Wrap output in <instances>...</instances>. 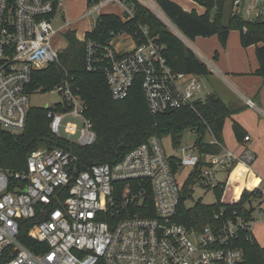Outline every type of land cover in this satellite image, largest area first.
Instances as JSON below:
<instances>
[{
  "label": "built area",
  "instance_id": "2783aa9c",
  "mask_svg": "<svg viewBox=\"0 0 264 264\" xmlns=\"http://www.w3.org/2000/svg\"><path fill=\"white\" fill-rule=\"evenodd\" d=\"M87 1L88 14L117 2L133 16L126 0ZM139 1L156 9L158 18L188 45L189 39L159 6L152 0ZM63 4L66 0H0V126L6 131L19 133L26 128L31 96L38 91H32L35 73L60 64L67 46L56 45L55 39L65 25L56 29L53 21ZM232 4L244 18L264 21V0H232ZM142 31L136 37L126 31L113 33L106 43L82 40L86 41L87 70L105 75L114 100L125 99L140 78L152 113L195 109L196 102L206 96L201 77L175 71L164 55V45L146 27ZM54 90L62 94L64 110L48 109L52 133L61 136L63 127L68 136L77 135L78 144H93V122L74 84L67 80ZM246 103L256 107L251 98ZM67 117L73 120L64 123ZM207 134L209 142L222 151L206 156L210 167L201 172L200 184L209 185L217 168L229 171L238 160L245 166L255 162L249 150L241 156L226 150L210 127ZM180 150V156L169 155L162 140L151 137L119 162L92 165L73 179L69 167L76 157L60 147L35 150L23 170L0 168V257L6 256L4 264H247L245 249L238 242L244 231L247 240L254 238L253 216L234 212L224 218L222 208L215 215V225L200 229L177 220L183 189L172 157L176 156L178 168H196L201 160L194 144ZM225 173L227 180L217 181L213 188L228 183L230 172ZM38 214L43 220L29 229L28 236L47 248L35 252L19 237L21 221Z\"/></svg>",
  "mask_w": 264,
  "mask_h": 264
},
{
  "label": "trees",
  "instance_id": "16d2710c",
  "mask_svg": "<svg viewBox=\"0 0 264 264\" xmlns=\"http://www.w3.org/2000/svg\"><path fill=\"white\" fill-rule=\"evenodd\" d=\"M97 2L100 0H96ZM166 16L190 40L197 37L218 36L222 46H226L230 32H240L241 43L244 47L257 46V57L260 67L255 74L264 78V21L248 20L234 10L230 3V13L226 17V6L229 0H194L205 7L206 11L199 14L193 10L188 12L173 0H155ZM126 4L133 10V16L126 12L125 17L116 14H102L92 31L86 34V40L106 43L113 33L126 31L132 35L143 34L142 27H146L150 36L164 45V55L167 62L175 71L196 74L200 77L209 75L208 65L178 37L158 16L139 0H126ZM246 29V30H245ZM67 38L69 45L60 55V67L51 64L48 68L37 71L34 75L32 91H52L64 81L74 84V87L84 104L85 114L93 122L96 140L93 144L82 146L75 141L52 133L48 109L63 111L62 102L48 109L32 107L28 115L26 128L19 133H12L0 126V168L5 171H20L26 168L27 158L35 150L44 147H60L71 152L76 160L69 167L72 179L81 171L97 164H115L136 146L148 141L151 137L163 139L170 137L172 145L178 148L184 133L192 130L197 139L194 143L201 155V160L189 175L188 183L200 180L201 172L210 167L206 161L208 154H219L222 147L204 139L208 128L224 145L223 131L228 118L244 109L243 106L233 108L215 93L207 94L196 102L195 109L183 107L163 113L154 114L149 109L146 96L141 88L140 78L132 87L130 94L123 100L112 98L105 75L101 71H89L85 65L86 41H80L71 31ZM261 43V45H259ZM217 55V54H216ZM234 133L242 138L243 128L234 121ZM173 170L178 167L176 156L172 157ZM148 186V200L153 203L151 188ZM183 189V197L178 209L177 220L188 226L203 228L215 225V215L223 208L225 215L234 212L246 217L252 216L253 203L257 198H263L264 193L259 189L250 190L247 187H236L218 184L214 191L217 201L213 204L196 202L188 207L186 198L191 194ZM233 190V191H232ZM232 192L231 200L226 198ZM67 196L68 191L64 192ZM43 220L38 214L32 219L21 221L20 241L32 251L47 248L28 236L29 229ZM239 245L246 253L247 264H264V249L255 238L247 240L246 231L239 238ZM6 256L0 257V264H4Z\"/></svg>",
  "mask_w": 264,
  "mask_h": 264
},
{
  "label": "rangeland",
  "instance_id": "374dc122",
  "mask_svg": "<svg viewBox=\"0 0 264 264\" xmlns=\"http://www.w3.org/2000/svg\"><path fill=\"white\" fill-rule=\"evenodd\" d=\"M153 4L159 6L155 0H152ZM178 3L184 10L188 12H192L193 10L197 11L199 14L204 12V9L201 5L197 4L194 0H173ZM232 0H229L226 6V17L230 13V3ZM147 6V5H146ZM150 8V7H149ZM91 7L88 5L87 0H66V4H63L60 7L59 15L55 17L53 21V26L56 29H59L61 26L65 25L62 28L61 33L56 37L55 44L61 47H66L69 45V40L67 38L68 32H73L79 40H84L86 38V34L93 30V22H96L100 15L102 14H116L121 17H125V8L118 4L117 2L107 4L103 6L100 11H96L94 13H89ZM151 9V8H150ZM156 14V9H151ZM65 17V19L63 18ZM131 41V40H128ZM195 49L198 51V46L196 43L191 40L190 41ZM255 48L253 47L251 51ZM213 61V58H212ZM61 63V60H60ZM61 65L58 64V67ZM229 76V75H228ZM203 81H205V85L210 90L212 87L208 82V78L204 77ZM215 87L221 89L222 91H228L225 88V85H221V83L215 82ZM224 86V87H222ZM208 90V91H209ZM208 93V92H207ZM63 101V96L59 91H43L38 90L33 93L31 96L30 104L32 107H49L54 106L57 103H61ZM68 120H73L72 117H67L64 120V123ZM234 121L238 122L243 131H247L249 134L253 136V140L249 145L252 148L253 152L257 155V160L251 165L253 170H256L263 178L253 175V173H249L248 180H245V175L248 172L242 173L244 176L242 177V183H244L249 188H253L254 186H258V188L264 193V118L259 114L257 110L247 108L242 112H238L236 115L228 118L225 122L223 138L225 145L233 150L239 149V144H241V139L237 138L234 133L233 124ZM262 130V132H261ZM61 136L69 139L70 141H75L77 139V135L68 136L64 133L63 127L61 128ZM197 139V135L192 130H187L182 139L178 148H175L172 145L170 137H165L162 139L163 146L166 152L169 155L180 156L181 148L185 146H190L195 143ZM204 139L206 141H210L211 136L206 134ZM39 149H46L41 147ZM192 167H181L178 172H176V179L181 186L182 189H186V184H188V190L191 193L185 201L186 206L191 207L196 202H202L205 204H213L217 201V195L214 191V184L217 181L225 182L227 180V174L222 171L221 168H217L215 174L211 177L209 181V185L204 186L200 184L198 181L193 183H188L189 175ZM252 170V171H253ZM256 176V177H255ZM234 178L229 179L231 182ZM240 185V184H239ZM241 186V185H240ZM228 189V184H227ZM233 191V190H232ZM232 192L226 198V201L231 200ZM254 210L252 211V216L255 218L256 222H254L251 233L257 243L264 247V196L263 198H257L254 203Z\"/></svg>",
  "mask_w": 264,
  "mask_h": 264
},
{
  "label": "crops",
  "instance_id": "0c3cea01",
  "mask_svg": "<svg viewBox=\"0 0 264 264\" xmlns=\"http://www.w3.org/2000/svg\"><path fill=\"white\" fill-rule=\"evenodd\" d=\"M201 7L204 9L203 13H205V7ZM190 41L191 40L189 39L188 46L208 65L211 72L209 75L204 76L208 78V82L212 87L210 90L205 85V81H203L204 77H201L204 84L205 94L215 93L233 108L243 106V110L247 108L257 110L264 118V78L255 74L256 70L260 67L256 53L257 46L251 45L249 47H244L241 43L240 32L238 30L230 32L226 46H222L216 35L212 37H197L193 40L198 46V51ZM259 45H261V43ZM253 47L255 49L251 51ZM215 82L228 87L225 88L228 91H222L221 89L216 88L214 85ZM246 98H251L256 103V107L248 106ZM243 110L239 112H242ZM246 136L250 137L249 140H245ZM252 140L253 136L247 131H244L240 140L241 144H239V149L233 150V152L238 156H241L245 151L249 150L255 155L257 160V155L248 145ZM224 148L226 150H231L225 145V143ZM180 168H178L176 172H178ZM194 169L195 168L192 167L190 172H193ZM252 170V166H245L239 160L233 164L229 171L222 169L224 172H230L229 179L234 178L231 182L228 181V185L247 188L249 187L242 183V177L244 176L242 173L248 172L244 177L245 180H248L249 173H253V175L263 178V176H261L256 170ZM216 171L217 169L214 172ZM256 188H258L257 185L249 189L253 190Z\"/></svg>",
  "mask_w": 264,
  "mask_h": 264
},
{
  "label": "water",
  "instance_id": "95a60500",
  "mask_svg": "<svg viewBox=\"0 0 264 264\" xmlns=\"http://www.w3.org/2000/svg\"><path fill=\"white\" fill-rule=\"evenodd\" d=\"M45 108H46V109H48V108H49V106L47 105Z\"/></svg>",
  "mask_w": 264,
  "mask_h": 264
}]
</instances>
